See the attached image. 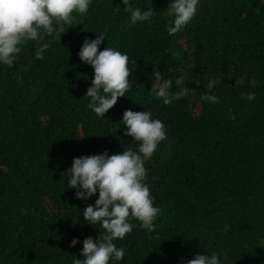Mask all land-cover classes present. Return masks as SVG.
<instances>
[{"label": "trees", "instance_id": "16d2710c", "mask_svg": "<svg viewBox=\"0 0 264 264\" xmlns=\"http://www.w3.org/2000/svg\"><path fill=\"white\" fill-rule=\"evenodd\" d=\"M168 4L130 0L154 10L150 21L132 24L121 0H91L86 14H72L76 25L59 22L57 31L53 19L44 59H34L30 41L13 67L0 66V264L83 259V239L104 231L82 215L98 193L76 199L64 172L74 157L136 150L121 123L126 109L149 111L166 139L145 162L159 218L153 231L130 221L133 230L113 241L125 249L119 264H182L198 253L264 264V0H199L173 35ZM98 34L106 37L99 50L126 53L130 70L126 96L102 118L88 108L94 73L78 56ZM155 70L172 80V92L183 78L188 95L170 105L154 98ZM210 79L218 84L209 90ZM204 94L219 102L202 101ZM73 238L80 242L70 246Z\"/></svg>", "mask_w": 264, "mask_h": 264}, {"label": "clouds", "instance_id": "9594fccd", "mask_svg": "<svg viewBox=\"0 0 264 264\" xmlns=\"http://www.w3.org/2000/svg\"><path fill=\"white\" fill-rule=\"evenodd\" d=\"M121 3L130 13L132 24L150 21L153 15L151 7L141 10L131 7L130 0H121ZM198 3L199 0H169V15L173 18L167 27L169 35L182 30L194 17ZM90 4L91 0H0V66L13 67L22 45L30 41L37 42L34 59H44V53L50 46L43 42L44 35L53 34V19L58 22L57 31H63L59 22L68 28L76 25L72 14L83 16ZM105 38L103 34L94 39L85 38L78 52L80 61L93 69L91 86L84 96L90 98L88 108L98 118L104 117L118 98L126 96L130 86L127 54L109 47L99 50ZM151 79L150 92L154 98H162L164 105L188 95L183 78L175 80L179 89L175 92L170 91L172 80L164 78L160 71L155 70ZM249 83L255 87L254 80ZM216 84V79H210L206 87L210 90ZM244 98L251 102L255 93L248 92ZM200 99L219 102L214 94L201 95ZM121 123L126 127L125 135L138 142L136 150L125 148L114 154L105 150L100 154L74 157L71 167L64 172L68 188L75 189L76 199L88 200L98 193V198L83 209L82 215L87 224L99 225L104 230L96 239L91 236L83 239L80 250L83 259L74 258L72 264H119L125 256V249L117 247L113 241L117 238L123 240L133 230L134 225L130 221L137 220L142 229L153 231L154 222L159 218L160 208L154 205V198L144 182L147 177L145 162L166 139L164 124L153 119L147 110L131 109L124 111ZM79 242L78 238H73L70 246ZM182 264H222V259L216 253H198L192 259L182 258Z\"/></svg>", "mask_w": 264, "mask_h": 264}]
</instances>
